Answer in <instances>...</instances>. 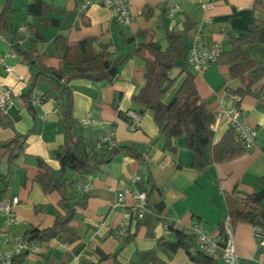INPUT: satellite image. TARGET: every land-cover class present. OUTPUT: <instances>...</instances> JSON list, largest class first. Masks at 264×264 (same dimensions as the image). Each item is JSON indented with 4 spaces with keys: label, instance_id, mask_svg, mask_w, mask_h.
<instances>
[{
    "label": "crops",
    "instance_id": "crops-1",
    "mask_svg": "<svg viewBox=\"0 0 264 264\" xmlns=\"http://www.w3.org/2000/svg\"><path fill=\"white\" fill-rule=\"evenodd\" d=\"M31 1L13 0L15 12L9 15V30L13 33L17 29L20 34L21 27L33 24L46 41L41 48L45 65L62 67L63 50L53 44L56 37L64 38L70 45L95 37L99 43H111L115 55L127 56L111 83L86 79L70 82L73 115L82 126L85 142L92 145L109 134V139L125 147L126 153L79 179L91 185L82 193L87 196L84 206L77 208L72 223L59 237L35 242V249L24 251L21 264H153L156 259L161 264H201L192 261L183 249L170 253L162 242L175 239V228L191 232L195 223L206 234L220 239L219 226L228 211L224 192L243 198L264 178V76L259 82L262 86L258 96L248 93L239 97L232 91L240 88L241 82L229 75L224 62H213L203 72H195L197 91L215 114L211 126L214 140L228 129L223 110L229 108L244 115L256 132L253 148L195 171L186 137L175 138V149H163L152 112L140 111L132 101L143 84L144 73V61L133 51L136 44L150 39L164 45L165 30H181L185 19L195 24L185 38V57L196 35L207 49L214 43L228 49L226 36L245 33L253 21L264 20V0H214L213 7L206 11L199 8L198 0H127L132 21L126 26L115 23L114 11L104 6L102 0H44L48 6L47 18L57 21L45 26L42 18L30 15ZM4 3L5 0H0V10ZM173 6L177 10L171 15L169 9ZM242 51L246 58L264 60L260 43L245 44ZM10 53L5 37L0 35V89L9 87L14 99L12 105L0 109V142L31 128L32 132L23 153L13 163L8 164L7 153L0 156V191L5 182L0 200L11 205L14 218L13 224H6L8 214L0 212V230H8L7 237L0 236V253L10 248L13 235H21L31 226L49 227L55 218L65 214L59 194L44 193L36 181L37 157L54 170L59 167L54 155L64 143L65 131L55 101L49 99L34 106V116L31 114L22 97L28 90L29 67L17 55L10 57ZM5 64L11 66L10 70ZM181 80L182 77L167 92L166 99L173 95ZM127 110L141 114L135 128H131L130 119L126 121L118 115L119 111L124 114ZM84 119H87L85 124ZM132 148L141 155L140 159L129 154ZM68 174L76 177L75 172ZM136 175L139 180L134 181ZM148 176L160 188L165 209L159 216L146 209L139 219L132 209V193L145 191ZM126 186L131 192L119 204L117 193ZM157 196L156 193L154 198ZM13 197L18 198L16 204H11ZM233 238L237 264H264V247L258 244L251 223L234 224ZM114 253L115 259L111 257ZM215 264L224 262L217 258Z\"/></svg>",
    "mask_w": 264,
    "mask_h": 264
},
{
    "label": "trees",
    "instance_id": "trees-1",
    "mask_svg": "<svg viewBox=\"0 0 264 264\" xmlns=\"http://www.w3.org/2000/svg\"><path fill=\"white\" fill-rule=\"evenodd\" d=\"M30 6V15L42 18L43 25L56 24V20L47 18L48 6L44 0H32ZM14 12L13 0H5L0 10V35L5 37L11 52L29 67L28 90L22 95L26 107L34 116L36 105L32 104L31 96L35 90L40 92L41 103L53 99L60 124L65 131L64 143L54 155L59 163L58 169L54 170L45 160L37 157L38 174L36 175V181L44 193L59 194V201L65 209V214L55 218L49 227L26 228L21 236L30 244L47 242L59 237L62 231L72 223L77 208L84 206L87 200L86 194H82L87 191L79 187L81 182L79 179L91 174L100 165L109 163L116 156L126 153L125 147L113 143L110 139L101 141L99 145L96 144L99 139L92 145L85 142L82 126L73 115L70 82L74 79H86L111 83L117 78L118 68L127 56L115 55L111 43H99L95 37L84 38L75 45L68 44L62 37H56L53 44L63 50L62 67L47 66L42 62L43 50H41L46 45V41L33 24L25 25L26 31L20 34L17 29L10 33L9 15ZM194 27L193 22L185 19L181 30H165L164 45L154 39L135 45L133 52L134 55L143 59L144 73L143 84L132 96V101L140 111L152 112L158 126V140L163 149H175L173 144L175 138L186 137L187 147L193 154L191 167L195 171H200L209 164L239 156L247 149L230 126L218 140H214V130L211 126L215 121V114L200 97L195 84V72L188 65L187 57L183 54L185 38ZM225 40L229 48L225 49L218 44L219 51L215 62H224L228 67L229 75L241 82L242 86L232 93L239 97L248 93L258 96L259 88L262 86L259 82L264 76V60L256 62L246 58L242 48L245 44L260 43L264 49V20L253 21L245 33L226 36ZM180 77H182L180 84L173 95L166 99L167 92ZM127 111L124 114L119 111L118 115L126 121L130 119L132 123V118L127 115ZM138 114L141 115L139 112ZM31 132L32 128L24 134L0 142V156L7 153L8 164L13 163L23 153L27 137ZM129 154L135 158H141L134 148ZM68 171L75 172L76 177L71 178ZM145 183L147 186L144 189L146 209H150L159 216L165 209L160 188L150 176ZM2 185L0 197L5 187L4 181ZM156 193L157 199L154 198ZM224 195L228 206L227 216L232 226L239 221H246L264 229V206L262 205L264 178L260 179L255 189L243 198L233 197L226 191ZM219 229L223 236L222 224ZM173 231L175 234L173 241H161L168 247L170 253L183 249L196 263L215 264L219 257L200 251L191 232H184L177 228ZM111 257L115 259L116 253ZM24 259L23 251L13 256L12 264H21ZM153 264H161V261L156 259Z\"/></svg>",
    "mask_w": 264,
    "mask_h": 264
},
{
    "label": "built area",
    "instance_id": "built-area-1",
    "mask_svg": "<svg viewBox=\"0 0 264 264\" xmlns=\"http://www.w3.org/2000/svg\"><path fill=\"white\" fill-rule=\"evenodd\" d=\"M102 3L107 8L114 11V20L119 26L129 25L132 21V16L129 12L127 0H102ZM214 0H198V6L200 9L206 11L213 7ZM177 10V6L170 7L169 13L172 15ZM21 32L26 31V27L20 28ZM219 45L214 43L210 49L202 46L198 41V35L192 40V46L190 53L187 56V63L193 69L194 72H203L211 63L215 62L218 55ZM10 57L14 56V53L9 54ZM5 68L10 70L11 66L5 64ZM39 91H33L31 96V102L34 105L41 103ZM13 93L9 87H3L0 89V109L13 104ZM223 113L226 115L228 126H230L237 137L243 142L247 150L253 148L255 145V130L246 122L244 115H242L237 109L229 108L224 109ZM127 115L132 118L131 128H135L140 120L138 113L132 110L127 111ZM84 124L87 123V119L82 121ZM109 141V134L99 138L96 144L99 145L101 141ZM134 181L139 180V175L133 178ZM79 187L83 191H88L91 185L88 182L79 183ZM129 187H123L117 193V203H122L126 194L130 193ZM133 204L132 209L136 212L137 217L140 219L146 211V195L143 191L132 193ZM18 201L17 197H13L11 204H16ZM0 211L8 214L7 224L11 225L14 222V218L11 215V205L7 202L0 200ZM223 236L219 239L213 237L211 234H206L203 231L202 226L199 223H195L191 227V233L195 237V242L198 249L210 256H218L222 259L224 264H237V253L235 249V242L233 238V226L228 216H226L222 223ZM255 227V237L258 244L264 247V229ZM122 233V229L119 231ZM8 230H0V236L7 237ZM35 249L34 243L28 244L21 235H13L11 237V246L9 249L4 250L0 253L1 264H12L13 256L22 253L23 251Z\"/></svg>",
    "mask_w": 264,
    "mask_h": 264
},
{
    "label": "rangeland",
    "instance_id": "rangeland-1",
    "mask_svg": "<svg viewBox=\"0 0 264 264\" xmlns=\"http://www.w3.org/2000/svg\"><path fill=\"white\" fill-rule=\"evenodd\" d=\"M1 212V211H0ZM6 224H7V222H6ZM222 260V259H221Z\"/></svg>",
    "mask_w": 264,
    "mask_h": 264
}]
</instances>
